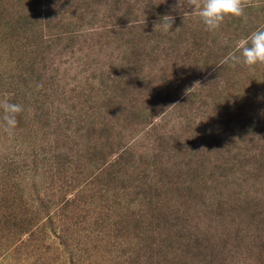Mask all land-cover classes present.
<instances>
[{
	"label": "rangeland",
	"instance_id": "rangeland-1",
	"mask_svg": "<svg viewBox=\"0 0 264 264\" xmlns=\"http://www.w3.org/2000/svg\"><path fill=\"white\" fill-rule=\"evenodd\" d=\"M161 2L0 0V264H264V0Z\"/></svg>",
	"mask_w": 264,
	"mask_h": 264
},
{
	"label": "clouds",
	"instance_id": "clouds-1",
	"mask_svg": "<svg viewBox=\"0 0 264 264\" xmlns=\"http://www.w3.org/2000/svg\"><path fill=\"white\" fill-rule=\"evenodd\" d=\"M165 2L166 0H162L161 3ZM250 4L251 0H177L173 10L179 9L184 17L190 13L197 16L206 31L215 32L226 19L245 17V10ZM173 24L174 17L170 14L164 15L156 23L155 28L159 26L164 33L178 32L179 27L172 31ZM221 63L228 64L232 68L243 65L250 70H254L255 66L264 65V26L240 39L235 50L230 52ZM197 85L200 86L199 82L194 87ZM0 109L3 110L0 127L11 136L18 125V114L25 109L22 105L7 100L0 102Z\"/></svg>",
	"mask_w": 264,
	"mask_h": 264
}]
</instances>
